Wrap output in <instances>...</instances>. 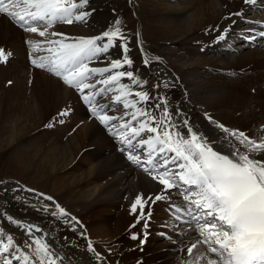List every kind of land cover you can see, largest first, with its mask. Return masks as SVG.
I'll return each mask as SVG.
<instances>
[{
    "label": "bare ground",
    "instance_id": "bare-ground-1",
    "mask_svg": "<svg viewBox=\"0 0 264 264\" xmlns=\"http://www.w3.org/2000/svg\"><path fill=\"white\" fill-rule=\"evenodd\" d=\"M159 1L87 0L85 8L80 9L90 13L84 21H75L74 16L71 24L54 21L44 37L38 34L44 30L43 27H39L37 33L24 31L11 18L0 14V42L3 43L8 34L14 35L8 46L20 63V67L10 62L0 63L13 68L8 70L0 65L3 74L0 75V152L13 143L19 144L10 150L11 153L0 155V165L4 162L2 169L8 172V178L23 179L26 187L53 198L45 204L33 203L28 196H17L19 192L16 189L1 191L0 188V196L4 199L0 201V217L6 216L5 221L0 218V228L14 237V243L21 241L18 244L22 248L25 238L19 230L23 231V226L32 220L41 229L38 233L40 238L53 244L58 253L57 264H207V245L199 243L191 254L187 252L188 247L203 237L198 235L195 227L189 228L175 220L169 211V199L160 201L164 208H154L149 236L142 242L144 232L137 226L133 227L139 213L133 215L130 206L138 194L145 198L154 197L161 191V186L141 166L128 159L129 151L122 150L126 146L112 135L115 129L110 131L91 116L77 90L64 84L60 77L47 76L44 73L49 72L47 68L31 63L32 59L52 55L47 49L58 45L49 44L50 40L70 43L81 37L102 35L104 31L114 30L115 22L119 21L121 31L128 37V56L133 60L130 68L126 65L121 70L133 71L142 86L135 87L126 78L121 82L136 91L150 93L152 99L141 107L158 119L163 118V109L154 106L166 99L171 121L177 128L186 132L183 127V119L186 118L193 130L221 153H230L233 145L241 150L243 146L217 127V120L230 132L242 131L260 142L264 139V41L257 37L247 38L250 32L259 30L255 29L259 21L247 19L245 29H240V35L235 39L239 44L233 47L229 44L235 37L217 42L212 34L213 29L228 23L229 13L240 11L244 14L250 8L243 0ZM70 2L79 0H66V3ZM239 24L236 22L234 28ZM53 32L63 35L53 36ZM28 41L41 47L34 49ZM209 41L213 43L211 47ZM206 42V46L199 48ZM245 43L250 44L252 50H242L247 47ZM172 47L177 49L170 51ZM217 47H223V56L220 57L218 52L216 56L207 57V54L214 53L209 50ZM106 55L107 59L93 61L90 66L103 67L111 59L121 58L122 50L114 47ZM242 64L249 65L246 72L240 70ZM21 67L34 71L31 82L27 76L28 69L24 73L26 77L20 73ZM231 68L236 69L229 70ZM200 69L202 71L199 72ZM194 73L209 75L213 83L208 84L205 78L197 76L189 78ZM232 74L238 76L231 77ZM4 76H7V81L12 79L8 89L1 83ZM113 101L112 93L105 95V102L111 104L107 114L123 116L125 110L122 105ZM173 102L178 103L175 104L178 108H174ZM61 111H67V115L73 117L68 118V125L59 127L67 122L60 121L59 116L56 118L60 122L55 128V122L45 129L36 128L47 114H53L54 118ZM208 117L212 118L211 121ZM28 133L31 137L20 142ZM142 135L146 137L149 134ZM49 139L51 141L47 144ZM133 151L140 152L139 149ZM260 156L264 153L257 154L256 158ZM170 199L174 203H182L174 190ZM57 203L67 216L51 215L56 211ZM148 207L149 202L144 211ZM14 215L16 220L10 222L7 217ZM156 216L158 220H155ZM72 217L79 224L72 221ZM17 224L22 227L15 228ZM43 231H52L55 236H50L51 232L49 236H43ZM33 233L37 234L35 229ZM81 233H86V237ZM7 235H3L5 243ZM193 237L196 238L189 240ZM94 240L100 246H95ZM89 243L94 251L89 250ZM102 247H107L103 255ZM24 251L32 256L33 246L24 248ZM29 264H32L31 260Z\"/></svg>",
    "mask_w": 264,
    "mask_h": 264
},
{
    "label": "snow or ice",
    "instance_id": "snow-or-ice-1",
    "mask_svg": "<svg viewBox=\"0 0 264 264\" xmlns=\"http://www.w3.org/2000/svg\"><path fill=\"white\" fill-rule=\"evenodd\" d=\"M244 3L255 4L256 0H244ZM86 4L87 0L70 3L66 0H0V14L31 33H37L38 28L43 27L38 34L44 37L54 21L71 24L73 16L75 21H84L90 13L80 9ZM115 23L114 30L104 31L102 35L81 37L70 43L50 40L49 44L58 45L47 49L52 55L32 59L31 63L47 68L62 78L64 84L77 90L91 116L110 131L115 129L112 135L126 146L122 150L129 151L128 159L141 166L161 186V191L154 197L145 198L142 194L135 197L130 212L133 215L139 213L137 223L145 215L150 216L144 211L149 201L169 199L172 215L189 228L198 229V235L203 237L186 249L189 254L197 244L203 243L207 245V264H264V156L256 158L257 154L264 153V139L257 142L242 131L230 132L223 124H217L243 146L241 150L233 145L230 153H221L194 131L186 118L183 119L186 132L177 128L171 121L166 99L154 106L163 109V118L158 119L141 107L152 97L147 91H136L121 82L126 78L135 87L142 86L133 71L121 70L126 65L130 68L133 60L128 56V37L121 31L119 21ZM51 35L63 34L53 32ZM259 35L264 36V31ZM247 38L255 39L256 33L250 32ZM219 39L223 40L224 36ZM27 43L34 49L41 47L30 41ZM114 47L121 48V58L111 59L103 67L90 66L93 61L107 59L106 54ZM0 59H6L3 49H0ZM144 63L147 65L148 61ZM108 93L114 95V103L122 105L123 116L107 114L106 110L111 107L105 102ZM67 114V111L59 113L61 116ZM208 119L211 121L212 118ZM144 133L149 135L145 137ZM134 149L140 152L136 153ZM173 190L180 195L182 203L171 201ZM45 199L51 201L53 198ZM55 208L56 211L51 212L53 217L68 215L58 203ZM7 219L14 222L11 216ZM71 220L79 224L75 217ZM33 229L41 231L29 225L26 234L31 243L25 240L22 248L14 243L12 235H7L5 243L0 228V264H13V261L29 264L30 260L32 264H57L58 253L53 244L34 236ZM132 238L137 239L136 236ZM33 244L35 249L29 256L24 248H32ZM88 248L94 251L91 243Z\"/></svg>",
    "mask_w": 264,
    "mask_h": 264
},
{
    "label": "rangeland",
    "instance_id": "rangeland-1",
    "mask_svg": "<svg viewBox=\"0 0 264 264\" xmlns=\"http://www.w3.org/2000/svg\"><path fill=\"white\" fill-rule=\"evenodd\" d=\"M67 1H70V0H67ZM157 2H159L160 3V1L159 0H156ZM173 2V1H172ZM162 7H164V5H162ZM23 29V28H22ZM24 31H25V29H23ZM113 30V29H112ZM13 37H14V35L13 34H8V37L6 38V40L3 42V43H1L0 42V49H3L4 50V52H5V54H6V59H0V63H2V62H4V63H8V62H10V64L12 63V65L13 66H15V67H20V63L17 61V60H15L16 58H15V56L11 53V49H10V47L8 46V45H10V41H13ZM238 37H235L233 40H231V43L229 44V46H231V47H233V46H235V45H237V44H239V43H236V41L237 40H235V39H237ZM1 44L3 45L2 47H1ZM16 44V43H15ZM245 45L247 46V47H245L246 49H242V50H244V51H246V50H249V49H251L252 50V47H251V45L250 44H248V43H245ZM255 48H257V47H255ZM177 49V47H172V48H170V51L172 50H176ZM258 50H260V51H263L261 48H258ZM219 52V54H220V57H222L223 56V54H222V52H223V47H220V49H218V50H216V52H214V53H209V54H207V57L208 56H216L217 55V53ZM256 53H260V52H256ZM8 54V55H7ZM260 54H263V53H260ZM214 58H216V57H214ZM3 63V64H4ZM0 65H2V64H0ZM6 64H4V65H2V66H5ZM245 65V66H244ZM254 66V65H253ZM5 67H7V68H9L8 70H13V68L11 67V66H5ZM241 68H240V70L241 71H245L246 72V70L245 69H247V68H249V65L247 64H242L241 66H240ZM21 70H22V72H20V73H22V75H24V76H26L24 73H25V71L27 70V72H29L28 74H27V76H28V79H29V82H31V80H32V77L34 76L33 74H35L34 73V71L32 70V71H29V68H23V67H21L20 68ZM234 69H236V68H231V69H229V70H234ZM39 70H43V69H39ZM200 71H202L201 69L199 70V72ZM247 71H249V72H252L253 70L251 69H248ZM36 72H38V71H36ZM44 72V71H43ZM209 72V71H208ZM230 72H233V71H230ZM42 73V72H41ZM47 76H49V75H52L54 78H57V76L55 75V74H53V73H49V72H44ZM44 73H42V74H44ZM0 75L2 76L3 74L0 72ZM10 76H12L11 74H10ZM26 76V77H27ZM195 76H197V77H199V78H205L204 79V81L205 82H207L208 84H211V83H213V80L212 81H210L211 80V78H209L210 76L209 75H207V74H198L197 75V73H194V75H190V77L189 78H196ZM222 76H224V74L222 75ZM23 77V76H22ZM50 77V76H49ZM252 77V76H251ZM6 78H7V76H4V82H1L2 84H3V86H4V84H5V86L4 87H6L5 89H8L9 87H10V84H12V79L11 80H6ZM208 78V79H207ZM253 78V77H252ZM207 80H209V81H207ZM9 81H11V83H9ZM27 81V80H26ZM7 82V83H6ZM28 82V81H27ZM9 83V84H8ZM9 86V87H8ZM12 86V85H11ZM29 86H30V84H29ZM254 86H257V85H254ZM251 92L253 93V89H251ZM175 104L177 105L178 103L177 102H175ZM175 104H174V102H173V106H174V108L176 109V108H178V107H176L175 106ZM26 105V104H25ZM61 112H63V111H61ZM60 112V113H61ZM48 114L46 115V117L45 118H47V119H43L37 126H36V128L37 129H45L46 127H48L51 123H53V122H55V125L53 126V128H55L56 126H57V124L60 122V121H67L66 122V124H62L61 126L59 125V127H65L66 125H68L69 124V122H70V120L69 119H72L71 118V115H63V116H61V115H56L54 118H52V116H53V114H51V116H48ZM59 116H60V121L56 118V117H58L59 118ZM68 116V117H67ZM50 117V118H49ZM53 120H52V119ZM69 118V119H68ZM56 119V120H55ZM46 120V122H44ZM50 120V121H49ZM48 122V123H47ZM43 123V124H42ZM45 123L47 124V125H45ZM68 123V124H67ZM40 124H42V125H40ZM39 126V127H38ZM46 126V127H45ZM43 131H41L40 133H42ZM29 136V138L31 137V134L30 133H28L26 136H24V138L20 141V142H22L23 140H25V138L26 137H28ZM49 141H51L50 139L49 140H46V143L48 144L49 143ZM3 144V143H2ZM16 146H19V144H15V143H13L12 145H10V146H7V147H5L6 149H3L1 152H0V155L2 154V156H4V155H7V153H11V151H12V149H15L16 148ZM11 150V151H10ZM39 150H40V147H39ZM10 155V154H9ZM9 155L7 156V158H9ZM3 158V157H2ZM3 163L4 162H2V166H3ZM2 166L0 165V188H1V191H7V189H16V191H18L19 193H17L18 195L17 196H28L29 197V200H31V202H33V203H47L48 202V200H46L45 199V196H43V195H41V194H38L37 192L36 193H34L35 192V190H33V189H30V188H28V187H26L25 185H24V183H22L23 182V179L20 181V180H15V179H12V178H8V176H10L9 174H8V172L7 171H5V170H3L2 169ZM6 175V176H4V175ZM4 176V177H2V176ZM8 175V176H7ZM2 183V184H1ZM31 187V186H30ZM18 189V190H17ZM32 191H34V192H32ZM33 197V198H35V199H31V198ZM15 198V197H14ZM17 198V197H16ZM25 198H27V197H25ZM38 199V200H37ZM3 201L4 199L0 196V201ZM34 200V201H33ZM1 201V202H2ZM44 203V204H45ZM1 204V203H0ZM50 205V204H49ZM48 205V206H49ZM52 208V207H51ZM1 219L2 218H4L3 220L5 221L6 220V216H5V214L4 215H2L1 217H0ZM12 218H14L13 216H12ZM13 220H16V218L15 219H13ZM17 225H20V224H17ZM17 225H15V228H17V229H20V227H18ZM134 226H135V224H133ZM21 230H19V233H21L20 232ZM44 232V231H43ZM42 232V235L44 236V235H46V236H49V233H50V236L53 234V236H55V234L52 232V231H48L47 233H43ZM8 233V232H7ZM38 233H40V232H37V234H35L34 236H36V237H40L39 236V234ZM89 234H90V232H88ZM7 235V234H6ZM86 233H83V236L84 237H86ZM23 237L25 238V240H28L27 239V237L23 234ZM161 238H163V236H161ZM166 238V237H165ZM167 239V238H166ZM94 242V244H95V246H100V244L99 243H97L96 244V242H95V240L93 241ZM29 243H31V242H29ZM101 246H103V244L101 245ZM98 248H100V247H98ZM103 248V250H102V253H101V255H103V253H104V251L106 250V248L107 247H102ZM35 249V245L33 244V250Z\"/></svg>",
    "mask_w": 264,
    "mask_h": 264
}]
</instances>
